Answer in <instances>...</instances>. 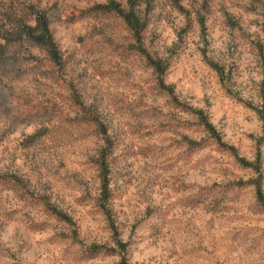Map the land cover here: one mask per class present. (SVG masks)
<instances>
[{
	"label": "rangeland",
	"instance_id": "374dc122",
	"mask_svg": "<svg viewBox=\"0 0 264 264\" xmlns=\"http://www.w3.org/2000/svg\"><path fill=\"white\" fill-rule=\"evenodd\" d=\"M106 2L0 0V264H264V0Z\"/></svg>",
	"mask_w": 264,
	"mask_h": 264
},
{
	"label": "trees",
	"instance_id": "16d2710c",
	"mask_svg": "<svg viewBox=\"0 0 264 264\" xmlns=\"http://www.w3.org/2000/svg\"><path fill=\"white\" fill-rule=\"evenodd\" d=\"M128 3H129L130 8H129V10H126L116 0H107L106 4L97 5L94 8V10L98 11V12L113 13V14L119 16L120 18H122L125 21V23L129 26L130 30L133 32L135 38L138 41H140L142 34L147 27V23L143 18L138 16L137 13L135 12V9L138 5V0H128ZM37 42L40 43V45H45L47 47H50L55 62H60L57 47H56L48 29L43 30L42 34L38 37ZM142 53H143V55H145L147 57L150 66L154 69V72L158 76L160 88L162 90H164L165 92H167L170 96H172L175 103H179L177 98L175 97L174 88L170 85H167L164 81V76L169 69V63L167 61L153 59L145 51H143ZM213 68L217 72H219V73L221 72L220 68L218 66H213ZM185 109H188L187 111L191 112L192 114L198 115L199 119L201 120V122L204 125L207 132L213 138H215L219 144L223 145L221 142L220 136L217 134L214 126L210 123L208 118L203 115V112L193 110L192 108H185ZM260 115H261V119H262V122L264 125V110L261 112ZM232 151L234 152V150H232ZM238 160L244 167L253 169L255 171V173L257 174V178L250 183H252L256 187L257 200L261 205L264 206V192L262 189L263 174L261 171L260 155L258 154L255 162H249L247 160H243L240 158ZM109 199H110V194H109V190H108V183H107L106 178H104L103 190H102L103 205L106 204V202H108ZM103 207H104L103 209H104L106 215L108 216V219L110 220L111 227L113 228L114 237H115L114 239H115V242H116L117 247L119 249V253L121 255V264H128L127 256H126L128 246L126 243H123L119 239V237H118L119 234H118L117 229L115 228L114 222H112V219L110 218V214H109L108 210H106V206L104 205ZM50 210L58 219L66 222L68 224L74 223L72 218H70L67 214L57 210L56 208L50 207ZM101 249H103V248H100V247L96 248V250H101ZM110 251L115 252V250H110Z\"/></svg>",
	"mask_w": 264,
	"mask_h": 264
}]
</instances>
